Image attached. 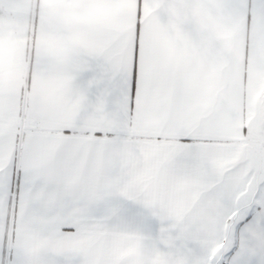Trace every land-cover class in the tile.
I'll return each instance as SVG.
<instances>
[{
    "label": "snow or ice",
    "instance_id": "obj_1",
    "mask_svg": "<svg viewBox=\"0 0 264 264\" xmlns=\"http://www.w3.org/2000/svg\"><path fill=\"white\" fill-rule=\"evenodd\" d=\"M0 264H264V0H0Z\"/></svg>",
    "mask_w": 264,
    "mask_h": 264
}]
</instances>
